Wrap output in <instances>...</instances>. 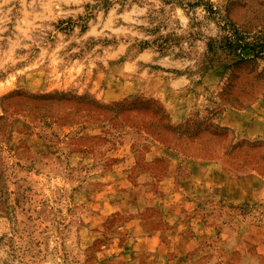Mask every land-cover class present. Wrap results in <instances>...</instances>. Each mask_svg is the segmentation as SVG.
Wrapping results in <instances>:
<instances>
[{"label": "rangeland", "instance_id": "1", "mask_svg": "<svg viewBox=\"0 0 264 264\" xmlns=\"http://www.w3.org/2000/svg\"><path fill=\"white\" fill-rule=\"evenodd\" d=\"M104 1L0 0V264H264V0Z\"/></svg>", "mask_w": 264, "mask_h": 264}, {"label": "trees", "instance_id": "2", "mask_svg": "<svg viewBox=\"0 0 264 264\" xmlns=\"http://www.w3.org/2000/svg\"><path fill=\"white\" fill-rule=\"evenodd\" d=\"M104 2H107V0H105ZM201 5V7L207 12V13H211L213 14L215 11L213 9V5L207 1H204V0H198L195 7H197L198 4ZM234 32V31H233ZM234 34V33H233ZM240 37V36H239ZM237 39V38H235ZM235 41V40H234ZM234 41H229L228 43H225L226 46L228 48L231 49V51L235 54V55H240V53L246 49V47H249L250 45L249 44H246V43H241L240 41H238L239 43L237 42H234ZM247 45V46H246ZM252 48V47H251ZM251 48H248V50H251Z\"/></svg>", "mask_w": 264, "mask_h": 264}]
</instances>
